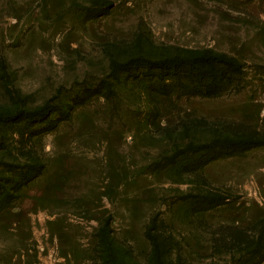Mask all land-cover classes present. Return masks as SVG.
<instances>
[{"label": "rangeland", "instance_id": "obj_1", "mask_svg": "<svg viewBox=\"0 0 264 264\" xmlns=\"http://www.w3.org/2000/svg\"><path fill=\"white\" fill-rule=\"evenodd\" d=\"M1 62L0 264H264V0H0Z\"/></svg>", "mask_w": 264, "mask_h": 264}, {"label": "trees", "instance_id": "obj_2", "mask_svg": "<svg viewBox=\"0 0 264 264\" xmlns=\"http://www.w3.org/2000/svg\"><path fill=\"white\" fill-rule=\"evenodd\" d=\"M190 52H194V49H188ZM221 59H224V60H229V58H227L226 56H219ZM236 63V61H234ZM0 69L1 71L3 72L4 71V65H3V62L0 63ZM1 116V114H0ZM104 224H108V218H106L104 221H103V224L100 225L98 227V230L101 232V233H105V228H104Z\"/></svg>", "mask_w": 264, "mask_h": 264}]
</instances>
